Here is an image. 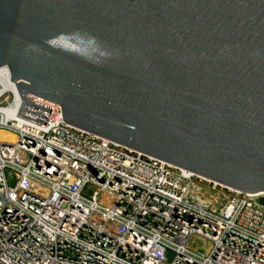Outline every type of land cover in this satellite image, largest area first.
<instances>
[{
	"label": "water",
	"instance_id": "1",
	"mask_svg": "<svg viewBox=\"0 0 264 264\" xmlns=\"http://www.w3.org/2000/svg\"><path fill=\"white\" fill-rule=\"evenodd\" d=\"M17 114L264 194V0H0Z\"/></svg>",
	"mask_w": 264,
	"mask_h": 264
},
{
	"label": "built area",
	"instance_id": "2",
	"mask_svg": "<svg viewBox=\"0 0 264 264\" xmlns=\"http://www.w3.org/2000/svg\"><path fill=\"white\" fill-rule=\"evenodd\" d=\"M0 68V264H264V205L66 123ZM11 111V114H9Z\"/></svg>",
	"mask_w": 264,
	"mask_h": 264
},
{
	"label": "rangeland",
	"instance_id": "3",
	"mask_svg": "<svg viewBox=\"0 0 264 264\" xmlns=\"http://www.w3.org/2000/svg\"><path fill=\"white\" fill-rule=\"evenodd\" d=\"M14 133L12 131L9 130H0V138L1 139H7V138H12L14 139ZM258 201L264 205V195H260L258 197Z\"/></svg>",
	"mask_w": 264,
	"mask_h": 264
},
{
	"label": "bare ground",
	"instance_id": "4",
	"mask_svg": "<svg viewBox=\"0 0 264 264\" xmlns=\"http://www.w3.org/2000/svg\"><path fill=\"white\" fill-rule=\"evenodd\" d=\"M9 114H11V111H9ZM260 195H264V194H260Z\"/></svg>",
	"mask_w": 264,
	"mask_h": 264
}]
</instances>
